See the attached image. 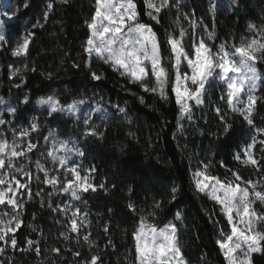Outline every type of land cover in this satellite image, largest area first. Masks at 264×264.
<instances>
[{
	"label": "trees",
	"instance_id": "1",
	"mask_svg": "<svg viewBox=\"0 0 264 264\" xmlns=\"http://www.w3.org/2000/svg\"><path fill=\"white\" fill-rule=\"evenodd\" d=\"M48 2L17 0V19L8 24L6 40L0 45V96L5 98L15 94L23 114L34 110L38 100L49 97L57 98L65 106L78 100H100L109 112V118L101 128L105 133L104 138L97 140L89 137L86 144L81 140V147L86 152L84 160L96 168L93 174L95 183L103 182L108 188L107 192L98 189L95 193L86 194L90 213L88 219L91 221L89 230L98 247L90 249L87 244L76 247L86 257L93 253L99 254L104 264H130L132 256L129 252L134 255L132 232L138 216L147 217L153 210V202L162 201L161 209L156 210V217H148V222L160 226L178 224L181 244L190 264H225L216 239L219 236L218 229L222 227L228 232L229 226L220 206L196 191L192 173L201 162H211L210 171L220 177L231 176L229 169L239 171L246 179H259L260 174H254L251 168L242 166L234 159L235 154L240 153L250 142L253 132L246 121L228 111L225 101L220 99L223 85L213 83L209 86L205 103L199 107L193 106L192 119L178 126L180 111L170 86L166 88L168 99L165 100L158 93L144 92L138 84L130 83L128 78L121 77L95 56L90 60L91 68L85 66L89 61L84 51L89 36L85 22L94 14L95 0H70L68 4H61L57 0L44 27L32 29L37 19L43 22ZM25 3L29 5L27 8L24 7ZM139 11L140 22L151 25L163 41L165 29L173 25L177 16L176 8L162 13L159 23L146 14L142 0H139ZM179 11L194 13L198 21L195 29L198 38L207 39V33L199 23L201 19L209 30L215 23L216 39L210 42L213 49L225 40L234 39L239 43L242 37L251 35L247 31L249 23L259 26L264 22V0H186L179 2ZM181 22L185 27L188 26L186 21ZM29 29L35 32V37L29 45L27 57H12L11 47ZM192 31L189 29L190 33ZM163 51L167 57L166 45ZM74 64H79V67H74ZM257 67L264 74V63H258ZM15 68L21 69V73L10 79V71ZM93 70L103 73L101 81L91 79L90 71ZM49 73L52 74L51 78H48ZM21 76L25 78L24 82L21 87H15ZM26 93L28 103H23ZM260 94L264 95V86ZM217 106L232 125L227 133L215 112ZM118 108H124L125 113H120ZM38 114L41 130L36 134L37 137L47 135L49 129L68 132L77 128V120L72 125L71 120L61 113L52 117L47 112ZM255 120L258 125H264V103L258 104ZM45 144L40 139V149L37 151H41ZM37 151L32 155L36 156ZM30 168L35 177V166ZM40 187H44L45 194L49 190L33 178V192ZM174 187L177 191L173 200ZM40 199L35 197L26 201L23 224L17 232L18 241L22 244L25 236L38 238L39 234L29 229L28 225L31 224L42 230L47 238L46 243L41 241L42 249L55 245L63 250V241L57 239V233L62 229L54 222L56 214L47 205L42 208ZM130 200L137 206L138 213L128 210ZM53 202H57V198L53 197ZM109 209L112 211L109 212ZM141 209L142 212L139 211ZM178 211L183 215L182 222L175 219ZM105 224L110 229L107 235L103 231ZM109 239L115 248L108 246ZM8 257L15 264H75V258L66 250L60 256L48 252L39 257L34 253L9 251L6 257L0 259ZM253 261L254 264H264V255H254Z\"/></svg>",
	"mask_w": 264,
	"mask_h": 264
},
{
	"label": "snow or ice",
	"instance_id": "2",
	"mask_svg": "<svg viewBox=\"0 0 264 264\" xmlns=\"http://www.w3.org/2000/svg\"><path fill=\"white\" fill-rule=\"evenodd\" d=\"M56 2L57 0H49L43 13V22L36 21L32 24V29L44 27ZM58 2L68 4L70 0ZM142 3L146 14L157 23L162 19V13L176 8L174 26L169 25L165 29V39L162 41L151 25L140 22L139 0H95L94 14L85 22L89 30L84 45L89 61L85 66L91 68L90 60L94 55L121 77L128 78L130 83L138 84L144 92L158 93L165 100L168 99L166 88L170 86L179 106L178 126L181 119H192L193 106L199 107L205 103L209 86L213 83L223 85L220 99L225 101L228 111L242 117L253 132L250 142L240 153L235 154L234 159L242 166L251 168L254 174H260V178L246 179L239 171L231 169V176L220 177L210 171L211 162H201L192 173V178L196 191L205 194L220 206L229 226L228 232L219 228L216 239L225 264H254V255H264V125H258L255 120L258 104L264 103V95L260 94V89L264 86V74L257 68L258 63H264V22L259 26L249 23L247 31L251 33L250 36L242 37L239 43L234 39L225 40L214 50L210 43L216 39L214 22L209 30L201 19L199 23L206 31L207 39L197 38L195 29L198 21L194 13L179 11V0H175V3L174 0H142ZM28 6L27 3L24 4L25 8ZM212 8H215V4ZM182 20L187 22V27ZM189 29L193 31L190 33ZM34 37L35 32L29 29L11 47V56L26 58ZM5 40V36L0 34V42ZM164 45L168 50L167 57L164 55ZM181 64L188 71H182ZM74 67H79V64H74ZM31 70L35 71L34 68ZM20 73L21 69L15 68L10 71L9 78L17 77ZM51 76L49 73L48 78ZM90 76L93 81H101L103 73L93 70L90 71ZM24 79L21 76L20 83L15 87H20ZM150 80L152 83H149ZM140 101L144 102L143 97ZM22 102L28 103V100ZM85 103L84 100H78L65 106L51 97L39 101L41 107L46 106L49 117L59 113L71 114L78 121L76 130L68 136L49 129L47 135L34 138L32 134L41 130V125L35 118L28 127L16 128L13 120L18 109L7 105L0 110V257H6L9 251L34 253L37 257L48 252L60 256L66 250L75 258V264H104L103 257L99 254L93 253L86 257L76 247L83 244H87L90 249L98 247L89 230L91 221L88 219L90 213L87 210L86 194L95 193L98 189L108 191L105 183H95L94 166L85 168L82 163L77 162V159L82 161L86 157L85 150L80 147L81 140L86 144L89 137L103 139L105 133L101 128L109 118L107 109L101 102H97L81 118L80 106ZM6 104L7 101L0 96V105ZM118 111L125 113L124 108H118ZM215 112L227 133L232 125L219 106L215 108ZM5 114L13 120L6 119ZM95 120H100L101 125L98 126ZM9 131L12 133L11 141L8 139ZM40 139L51 147L41 151L33 160L32 154L40 149ZM32 165L36 169L35 177L30 168ZM221 166H225L222 161ZM40 173L43 174L42 177ZM19 176L25 179L18 178ZM33 178L47 186L49 190L46 194L44 187L33 192ZM176 191L174 187L173 200ZM60 195H66L68 199L54 203L53 197ZM35 197L41 198L42 208L47 205L56 214L54 222L62 229L58 231L57 239L63 241V250L55 245L42 249L41 241L46 243L47 238L42 230L31 224L28 227L31 232L39 234L38 238L25 236L22 244L18 241L17 232L23 224L25 203ZM162 203L154 201L153 210L147 217L138 216L132 232L134 255L129 252L132 256L130 264H190L181 244L179 225L167 223L160 226L155 222H148V217H156V210L161 209ZM127 208L134 214L138 213L137 206L131 200ZM175 219L182 222V213L178 211ZM103 231L106 235L109 233L107 224L103 226ZM108 246L115 248L111 239ZM0 264H15V261L8 257L0 259Z\"/></svg>",
	"mask_w": 264,
	"mask_h": 264
},
{
	"label": "rangeland",
	"instance_id": "3",
	"mask_svg": "<svg viewBox=\"0 0 264 264\" xmlns=\"http://www.w3.org/2000/svg\"><path fill=\"white\" fill-rule=\"evenodd\" d=\"M185 1L186 0H179L180 3H183ZM18 12H19V7H18L17 0H0V34L4 35L6 37L7 31H9L8 24L11 23V22L16 21ZM4 13H8V15H4ZM36 21H38V19ZM36 21H34V23H36ZM196 37L198 38L197 35H196ZM1 44H2V42H0V45ZM190 44H191V41L189 42V45ZM189 50H191L190 47H189ZM93 57H94V55H93ZM181 69H182V71H188V69L185 67L184 64H181ZM18 83H20V81ZM22 86H23V84H22ZM51 98L57 99L55 97H51ZM4 99H5V101H7V104L6 105H0V110H2L7 105L14 106V107H16L18 109L16 118L14 120H13V118L11 116H8L7 114H5V118L6 119L13 120V124H14V126L16 128H21V127L26 128V127H28V125L31 122H33L34 118L39 122L40 115L38 114V112H47L46 111V106L41 107L39 105V101L41 99L36 102L34 110L26 111L24 114L22 113L23 111L21 110V104L17 103L16 100H15V94L12 93L11 95H9L8 97H5ZM25 99L28 100V94L27 93L23 95V101ZM84 101H86V100H84ZM97 102H101V101L100 100H96V101H93V102L92 101L91 102L90 101H86V103L84 105L80 106L79 116L81 118H83L86 113H88V112H90L92 110V108L95 106V104ZM61 114L63 116H65L66 118L70 119L72 125L76 121V119L71 114H63V113H61ZM108 117H109V112H108ZM94 119H95V117H94ZM186 121H188L187 118L181 119L180 120L181 126H183ZM101 123L102 122L100 120H97V124L101 125ZM73 131L74 130L72 129L71 131H68V132L58 131V133H63L64 136H68ZM36 134L37 133H33L32 134L34 138L37 137ZM61 138H63V137H61ZM8 139H9V141H11V139H12V133L10 131L8 132ZM49 147H51V145L46 143L44 148L41 149V151H43V150H45L46 148H49ZM80 147H81V142H80ZM41 151H37L36 156L32 155L33 160H35L40 155ZM77 162L78 163H82L85 168L89 167L88 163L84 159L82 161L77 159ZM48 166L51 167L50 164ZM40 174L43 175L42 173H40ZM18 178L25 179L22 176H19ZM54 198H57V202H63L64 200L68 199V197L66 195L54 196ZM74 203H78V202H74Z\"/></svg>",
	"mask_w": 264,
	"mask_h": 264
}]
</instances>
